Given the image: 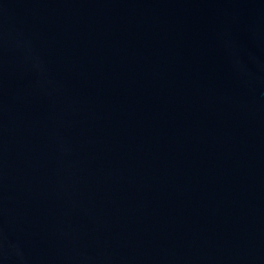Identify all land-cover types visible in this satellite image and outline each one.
Instances as JSON below:
<instances>
[{
    "label": "water",
    "instance_id": "1",
    "mask_svg": "<svg viewBox=\"0 0 264 264\" xmlns=\"http://www.w3.org/2000/svg\"><path fill=\"white\" fill-rule=\"evenodd\" d=\"M0 264H264V0H0Z\"/></svg>",
    "mask_w": 264,
    "mask_h": 264
}]
</instances>
